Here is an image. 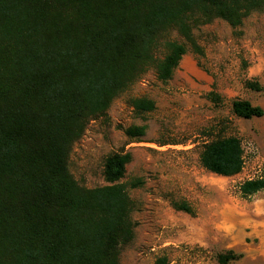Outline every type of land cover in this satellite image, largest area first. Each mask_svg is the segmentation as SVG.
Returning a JSON list of instances; mask_svg holds the SVG:
<instances>
[{
	"label": "trees",
	"instance_id": "obj_1",
	"mask_svg": "<svg viewBox=\"0 0 264 264\" xmlns=\"http://www.w3.org/2000/svg\"><path fill=\"white\" fill-rule=\"evenodd\" d=\"M263 10L264 0H0V264H119L133 236L132 201L120 182L130 155H107L106 185L85 188L67 168L73 144L149 67L165 82L185 44L200 53L193 28L214 18L234 28ZM169 31L183 43L166 39ZM244 85L261 90L256 82ZM128 104L137 115L153 109L145 98ZM230 108L242 119L262 115L247 100L234 99ZM144 128L123 133L137 139ZM198 161L209 173L234 176L243 164L240 142L213 139ZM258 191L264 193V178L238 186L242 197ZM172 207L192 214L185 202ZM239 257L227 251L216 260Z\"/></svg>",
	"mask_w": 264,
	"mask_h": 264
},
{
	"label": "rangeland",
	"instance_id": "obj_2",
	"mask_svg": "<svg viewBox=\"0 0 264 264\" xmlns=\"http://www.w3.org/2000/svg\"><path fill=\"white\" fill-rule=\"evenodd\" d=\"M192 35L200 53L185 44L165 82L149 67L104 115L88 121L69 153L68 171L85 188L106 185L102 163L107 155H130L120 182L132 201L133 236L121 247L119 264H218L216 257L227 251L240 257L226 264H264V245L257 237L231 238L215 226L232 222L226 196L245 206L253 195L264 197L262 191L246 197L238 192L244 180L264 178V10L251 12L234 28L214 18L193 28ZM166 39L183 43L175 31ZM163 54L159 45L154 57ZM246 81L261 90L246 88ZM133 98L151 100L153 109L135 114L128 104ZM234 99L259 106L262 115L236 117L230 108ZM129 126H144V132L129 139L123 133ZM227 136L236 137L242 148V168L232 177L209 173L198 161L205 143ZM135 179L141 183L130 187ZM179 202L192 214L172 207Z\"/></svg>",
	"mask_w": 264,
	"mask_h": 264
},
{
	"label": "crops",
	"instance_id": "obj_3",
	"mask_svg": "<svg viewBox=\"0 0 264 264\" xmlns=\"http://www.w3.org/2000/svg\"><path fill=\"white\" fill-rule=\"evenodd\" d=\"M238 203L239 206H237ZM224 204L227 211L232 214V222L229 225H223L221 221H217L216 228L224 230V234L231 238L238 234L243 237H257L259 243L264 245V197L253 195L245 206L226 196ZM236 212L238 214H235ZM229 247L235 249L236 244L230 243Z\"/></svg>",
	"mask_w": 264,
	"mask_h": 264
},
{
	"label": "built area",
	"instance_id": "obj_4",
	"mask_svg": "<svg viewBox=\"0 0 264 264\" xmlns=\"http://www.w3.org/2000/svg\"><path fill=\"white\" fill-rule=\"evenodd\" d=\"M258 167H260V166H258ZM261 167H264V166H261Z\"/></svg>",
	"mask_w": 264,
	"mask_h": 264
}]
</instances>
